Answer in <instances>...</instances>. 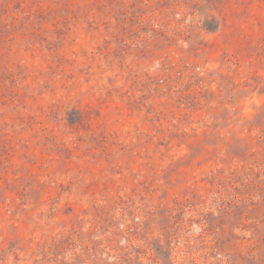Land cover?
I'll return each mask as SVG.
<instances>
[{
    "label": "rangeland",
    "instance_id": "obj_1",
    "mask_svg": "<svg viewBox=\"0 0 264 264\" xmlns=\"http://www.w3.org/2000/svg\"><path fill=\"white\" fill-rule=\"evenodd\" d=\"M0 264H264V0H0Z\"/></svg>",
    "mask_w": 264,
    "mask_h": 264
}]
</instances>
